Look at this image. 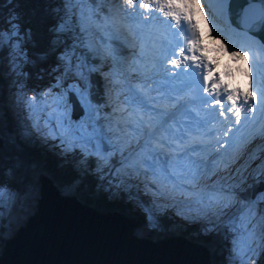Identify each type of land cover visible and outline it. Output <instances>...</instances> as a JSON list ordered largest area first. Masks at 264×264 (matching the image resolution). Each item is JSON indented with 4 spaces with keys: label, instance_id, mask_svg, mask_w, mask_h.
<instances>
[{
    "label": "snow or ice",
    "instance_id": "1",
    "mask_svg": "<svg viewBox=\"0 0 264 264\" xmlns=\"http://www.w3.org/2000/svg\"><path fill=\"white\" fill-rule=\"evenodd\" d=\"M205 6L216 50L248 61L247 88L234 87L226 79L234 78L232 70L216 71L219 61L206 54L196 0H60L57 24L49 29L50 48L59 55L46 69L37 66L46 57L30 54L32 29L12 9L0 23V52L7 49L5 74L38 137L58 141L52 146L88 165L85 170L109 187L114 179L117 188L124 177L141 180L152 199L137 197V207L150 224L158 201L171 200L204 222L203 235L231 245L228 264H255L253 257L264 251V42L252 33L264 34V0H202L200 11ZM157 12L174 37L161 49L152 39ZM150 44L153 54L146 57ZM127 47H139L130 64ZM26 69L54 83L30 88ZM95 75L105 84L104 103L93 100ZM73 98L81 109L77 119ZM0 139L15 137L5 132ZM117 153L120 167L113 170ZM17 173V165H0V243L16 222L5 209L28 206L34 193L32 182Z\"/></svg>",
    "mask_w": 264,
    "mask_h": 264
},
{
    "label": "water",
    "instance_id": "2",
    "mask_svg": "<svg viewBox=\"0 0 264 264\" xmlns=\"http://www.w3.org/2000/svg\"><path fill=\"white\" fill-rule=\"evenodd\" d=\"M252 34L264 42V34ZM23 153L20 150L19 155L25 160ZM36 179L35 207L14 227L7 242L1 243L0 264H161L159 260L165 264L168 259L172 262L168 264H186V249L197 256L205 254V264H211L210 249L201 241H192L182 233L155 239L136 234L133 232L136 221L132 216L114 209L95 208L75 193H60L43 170ZM114 216L113 223H117L111 225L108 217ZM173 236L183 237L198 247L173 240ZM164 241L173 248L172 255L159 251L158 246ZM177 246L180 255L174 254ZM175 256L176 259H171Z\"/></svg>",
    "mask_w": 264,
    "mask_h": 264
},
{
    "label": "rangeland",
    "instance_id": "3",
    "mask_svg": "<svg viewBox=\"0 0 264 264\" xmlns=\"http://www.w3.org/2000/svg\"><path fill=\"white\" fill-rule=\"evenodd\" d=\"M6 4H7V0H0V23H2L3 18L6 17L12 9H14L17 13L20 14L21 17L20 22L22 26L24 28H31L33 31V39L36 42V46L33 48L31 47V45H29L30 54L46 57V59L38 61L37 66L45 69L48 67L55 66L56 57L59 55V51L55 48H50V43L54 38V34L49 32V29L57 24L58 17L54 10L57 6H59L60 0H12V3L10 5L5 6ZM206 11L207 9L205 6V12ZM221 26L223 27L222 24ZM149 48L146 50V57H149ZM134 51L138 52L139 47H137L136 49H133L132 47H127L123 49V56L128 58L129 64L132 61L131 54ZM7 55H8L7 49H5L3 52H0V113H2V116H0V135L6 132L9 137H15V140L14 142L12 140H9L7 143H5L4 139H1L2 144L0 146V165H7L9 167L12 165H17L18 176L26 177L28 180L32 182L34 187L33 197L29 201L28 206L22 207L21 205L17 204L5 209L6 215L16 218V222H15V226H16L18 223L22 222L25 216L27 215V213L31 212L35 207L36 196L38 195V181L36 178L39 171L43 170L45 173H47L43 168L40 167L41 163H39L36 159H31L27 155L23 145H26L28 147L29 144L32 145V141L35 140L41 143V147L37 146L38 149L45 147V151L48 154L51 153L52 157L56 160V162H63L64 160L67 161L66 159L67 157L61 154L59 149L52 146L55 143H58V141H51V140L45 141L41 137H38L34 132H32L30 128V121L26 119L27 117L26 110L24 109L23 105L17 104L15 102L14 99L15 89L13 88L11 77L5 74L7 67ZM144 62L145 60H141V65H143ZM126 70L129 72L130 76L137 75V73L132 72V69L127 65H126ZM26 71L32 72L31 79L27 81L28 86L30 88L36 85H39L41 88H44L49 83H54V78H50L48 75H45L42 81L37 80L35 75L36 69H26ZM99 77H100L99 75H95L93 77L94 80L96 81V87H97V88L95 87L93 90V100L96 103H104L105 87L103 89V86L105 84L104 81L102 82L104 85L102 84L100 85L101 82L98 83V81H100ZM247 86H248V78H247L246 87ZM31 94L32 93L29 91L28 95ZM73 99H72L73 119H77L81 115V109L79 108V105L75 101V99L74 100ZM105 111L108 110L106 109ZM258 142L259 141H256V143ZM51 149H53L54 151H51ZM20 150L21 152L22 151L24 152L23 154L25 155L27 160L26 159L23 160L22 158H20L19 155ZM114 156H118V158L117 160L111 159L113 170H115V168L120 167L119 154L117 153ZM91 159L95 162L94 157ZM75 164L76 166H80L78 159L75 161ZM58 166H60V164ZM61 166H62L61 168L65 167V166L63 167V164H61ZM94 166L91 165L90 167L93 168ZM87 167L89 166H85L83 169ZM0 179H4V177L0 176ZM133 179L136 178L133 177ZM133 179L124 177V183L121 184L119 187L125 189L123 190L122 199H124L125 202L129 203L131 209L130 211L132 212V214H134V210L137 209L136 212L138 216H136V218L130 215L136 221L135 224L133 225V232H135L136 234H145L146 236L155 239L165 234H176V233H181L182 231V234L186 235V237L188 239H191L192 241L199 242L201 239H204L205 244L210 249L211 258L213 257L212 253L214 255V259L217 258V256L219 255L217 260L213 261V263L211 264H228V257L230 255L229 249L231 245L220 236L203 235L201 233V228L203 227L204 222L199 218H197L194 213H191L188 210H185L184 212L181 213L174 206L172 202L170 204L173 205V207H171L168 201H166L168 199L164 200L163 198H161L158 201L161 207L157 212L156 223L150 224L147 218L145 217V215L142 212H140V210L138 209L137 201H136L138 195L136 194L135 189H137V191L144 192L145 191L144 185L142 183L140 187L137 188L136 184L133 183ZM10 182L15 183V181H10ZM125 182H129V183L125 184ZM116 183L117 180L114 179L113 186L109 187L106 184V182L102 181V184L107 189V192L109 193L110 197L112 195L115 196L117 194ZM130 183H133V187L131 188L132 190H135L133 194L128 193L127 187ZM56 185L60 193H75L76 190L79 191L82 188V186L80 187L78 186V181L75 179H72L66 184H60V185L56 184ZM260 187H264V186H260ZM149 194L150 196H148L147 199L145 198L141 200L150 201L152 199V194L151 193ZM139 195L141 197L145 196L144 194L141 193H139ZM162 211L165 212L167 216L169 218L171 217L172 219L166 225L161 223V221L158 219V214L161 213ZM189 224L192 225L196 224V227L188 228ZM182 226H184V228ZM0 247H1V243H0ZM253 259L255 261V264H264V251L260 252L258 258L254 256Z\"/></svg>",
    "mask_w": 264,
    "mask_h": 264
},
{
    "label": "trees",
    "instance_id": "4",
    "mask_svg": "<svg viewBox=\"0 0 264 264\" xmlns=\"http://www.w3.org/2000/svg\"><path fill=\"white\" fill-rule=\"evenodd\" d=\"M97 88V87H96ZM97 90V89H96ZM98 91V90H97ZM7 106V104H6ZM31 138V136H30ZM50 141V140H49ZM23 145V144H21ZM24 149L27 153V155L31 159H36L39 163H41L40 167L43 168L49 176L52 177V179L56 182V184H66L72 179H75L78 181V186H82V188L79 191H75V194L82 199L83 202L91 204L95 208H98L100 210L105 209H117L121 212H125L127 215H132L134 218H136L137 212L134 210V214L130 211V205L128 202H125L124 199H122L123 194V188H117V194L111 197L109 196V193L107 192V189L102 184V181L97 177V174L93 171H86L83 169L85 166H76L75 161L77 159H73L71 154L67 155V161L63 162H56V160L52 157L51 153L48 154L45 151V147H42L41 149H38L37 146L41 147V143L33 140L32 145L29 144L27 147L26 145H23ZM44 149V150H43ZM47 153V154H46ZM118 156H112V160H117ZM60 164V166H58ZM61 164H63V167L61 168ZM95 162L90 158V166H94ZM47 167V168H46ZM95 167V166H94ZM93 167V169H94ZM68 168V169H67ZM92 168V167H91ZM83 169V170H82ZM70 170V172H69ZM106 171V170H105ZM78 178V179H77ZM129 182H125L127 184ZM78 188V187H77ZM129 190L128 193H134L131 190V187H127ZM139 199H142L140 195H138ZM131 212V213H130ZM158 219L163 224H167L171 219L167 216L165 212H161L158 214ZM193 221V220H192ZM199 224V223H197ZM198 226V225H197ZM200 226V225H199ZM184 228V226H182ZM196 224L192 225L189 224L188 228H195ZM182 233V231H181ZM201 242H204V239L200 240ZM211 263L213 261H216L217 258L214 259V255L212 253Z\"/></svg>",
    "mask_w": 264,
    "mask_h": 264
},
{
    "label": "bare ground",
    "instance_id": "5",
    "mask_svg": "<svg viewBox=\"0 0 264 264\" xmlns=\"http://www.w3.org/2000/svg\"><path fill=\"white\" fill-rule=\"evenodd\" d=\"M201 24L203 25V26H205V27H207V25H206V23H205V20L204 19H202L201 20ZM254 37H255V39H258L256 36L257 35H253ZM259 36H261V35H259ZM222 39H223V37H221ZM210 39V38H209ZM211 41H213L212 39H210ZM259 40V39H258ZM214 42H216V43H218V45H219V41H214ZM225 43L227 44V41H225ZM158 53V52H157ZM156 53V54H157ZM226 53V52H225ZM128 59V58H127ZM101 77H99V80L100 81H98V83L99 82H101L100 83V85L102 84V85H104L102 82H103V80H101L100 79ZM104 87H105V85L103 86V89H104ZM1 144H2V141L0 142ZM1 144H0V146H1ZM47 144V143H46ZM51 151H54L53 149H51ZM57 153V152H56ZM132 179H133V177H132ZM133 183H135L136 184V186L138 185L139 187H140V185L143 183L141 180H139V179H133ZM133 183H130L129 185H128V187H133ZM138 187V188H139ZM131 190H132V188H131ZM136 190V194L137 195H139V193H141V194H144L145 196H143L142 197V199H147V197L148 196H150V194L149 193H147L146 194V192L144 191H137V189H135ZM135 190H132L133 192L135 191ZM129 191V190H128ZM165 200V199H164ZM166 201H168V203H169V205H171L170 203L172 202L171 200H166ZM171 207H173V205H171ZM70 209V208H69ZM72 210V209H71ZM70 210V211H71ZM135 211H137V209H135ZM139 211V210H138ZM141 212V211H140ZM122 213H125V212H122ZM131 213V212H130ZM126 214V213H125ZM126 216H128V217H131V216H129V215H127L126 214ZM127 217V218H128ZM109 218V222H111V225H114V224H116L117 222H115V223H113L114 221H113V219L115 218V216L114 217H108ZM113 218V219H112ZM177 222V221H176ZM110 230V229H109ZM112 230V229H111ZM112 232V231H111ZM174 237V236H173ZM177 240V241H179V242H184V243H186V244H189V245H192V246H195V247H198L197 245H195V244H193V243H191V242H189V241H187L185 238H183V237H174L173 238V240ZM170 241H171V239H170ZM186 248H189V247H187L186 246ZM158 249H159V251L161 252V251H163L166 255H172L173 254V248L168 244V243H165V241L164 242H160V245L158 246ZM187 251H185V252H188V254H187V257H186V264H205V262H206V260H207V257L205 256V254L203 255V256H197L194 252H191V250L190 251H188V249H186ZM155 251V250H154ZM198 252V251H197ZM180 247L178 248V246H177V248H175V250H174V254H179L180 255ZM177 258V256H175V257H171V259H176ZM179 260L181 259L180 258V256H179V258H178ZM162 260H164V261H166V259H162ZM178 260V261H179ZM159 262H161V264H164L161 260H159ZM168 263H172V262H170V260L168 259L166 262H165V264H168ZM180 264L182 263V264H184L185 262H179Z\"/></svg>",
    "mask_w": 264,
    "mask_h": 264
}]
</instances>
